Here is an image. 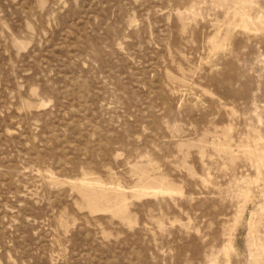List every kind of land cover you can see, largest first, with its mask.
Wrapping results in <instances>:
<instances>
[{
    "label": "rangeland",
    "instance_id": "rangeland-1",
    "mask_svg": "<svg viewBox=\"0 0 264 264\" xmlns=\"http://www.w3.org/2000/svg\"><path fill=\"white\" fill-rule=\"evenodd\" d=\"M0 264H264V0H0Z\"/></svg>",
    "mask_w": 264,
    "mask_h": 264
}]
</instances>
